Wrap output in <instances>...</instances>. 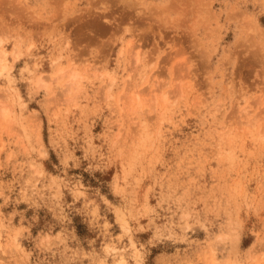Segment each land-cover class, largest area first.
I'll use <instances>...</instances> for the list:
<instances>
[{"label":"rangeland","instance_id":"1","mask_svg":"<svg viewBox=\"0 0 264 264\" xmlns=\"http://www.w3.org/2000/svg\"><path fill=\"white\" fill-rule=\"evenodd\" d=\"M261 31L264 0H0V264H264Z\"/></svg>","mask_w":264,"mask_h":264},{"label":"bare ground","instance_id":"2","mask_svg":"<svg viewBox=\"0 0 264 264\" xmlns=\"http://www.w3.org/2000/svg\"><path fill=\"white\" fill-rule=\"evenodd\" d=\"M241 14V13H240ZM242 15V14H241ZM241 17V16H240ZM236 18V17H235ZM241 19V18H240ZM244 22H246V21H244ZM248 22V21H247ZM250 22H248V24H249ZM263 31V30H262ZM261 31V35H263L262 33H264V32H262ZM5 50H3V53H1L0 54V74H2L3 72H4V70L5 69H7V64H6V60H4L5 59V55L7 54L6 52H4ZM2 52V51H1ZM14 52H16V51H14ZM19 55V54H18ZM17 54H16V57L18 56ZM138 58V57H137ZM73 74V75H72ZM71 74V77L72 78H74L76 75H77V73L76 72H73ZM78 76V75H77ZM76 76V77H77ZM75 77V78H76ZM7 106H4V109H3V115L5 116V117H8V116H10V111H11V109L9 110L8 108H6ZM3 108V107H2ZM12 113V112H11ZM120 262L122 263V264H124L125 263V258H124V256L122 255L121 257H120Z\"/></svg>","mask_w":264,"mask_h":264}]
</instances>
